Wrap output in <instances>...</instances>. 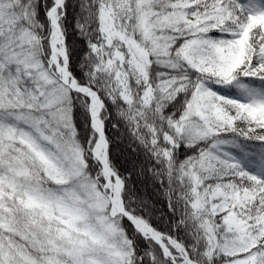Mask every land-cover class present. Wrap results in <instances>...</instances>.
Instances as JSON below:
<instances>
[{
  "label": "trees",
  "instance_id": "obj_1",
  "mask_svg": "<svg viewBox=\"0 0 264 264\" xmlns=\"http://www.w3.org/2000/svg\"><path fill=\"white\" fill-rule=\"evenodd\" d=\"M54 1L0 0V124L25 127L35 137L32 126L17 121L14 108L4 106L2 91L11 85L15 69L25 73L34 59L48 64L53 29L47 13ZM248 1L153 0L151 18L179 13L184 23L192 24L202 14L220 15L199 31L183 23L175 30L157 29L164 43L156 52L148 39L142 41L137 3L130 0L123 34L144 47V64L128 53L123 40L108 36L103 15L109 0H63L58 9L68 70L79 86L96 93L102 103L99 117L107 140L106 159L122 181L123 207L162 234L174 255V259L165 256L157 242L117 214L110 220L130 246L123 264H187L181 263L185 257L198 264L225 263L227 258L214 251L235 234L217 228L220 221L210 213L206 195L200 200L198 195L216 182L255 188L264 184L260 179L264 106L251 103L264 97V22L248 20L244 9ZM200 35L224 50L244 48L255 74L239 75L225 86L199 83L200 73L185 64L179 53ZM197 90H214L226 98L235 112L233 126H216L212 137L188 136L182 123ZM60 106L68 108L86 174L102 183L101 166L92 155L97 133L91 126L88 97L69 90ZM217 141L221 145H215ZM60 186L22 142L0 138V251L38 254L39 248L31 243V236H40L32 223L33 212L40 209V193ZM259 196L264 203V187ZM245 235L264 246V228L258 223L248 227Z\"/></svg>",
  "mask_w": 264,
  "mask_h": 264
},
{
  "label": "rangeland",
  "instance_id": "obj_2",
  "mask_svg": "<svg viewBox=\"0 0 264 264\" xmlns=\"http://www.w3.org/2000/svg\"><path fill=\"white\" fill-rule=\"evenodd\" d=\"M129 1L109 0L103 15L104 28L110 38L124 41L128 53L134 56L138 64H144V47L132 43L123 34L122 26ZM152 2L136 0L138 26L142 41L148 39L152 49L158 52L163 49L164 40L155 31L159 28L175 30L186 23L179 13L151 18ZM244 9L252 23L264 22V0H249ZM218 19V14H202L192 24H186L185 28L199 31L207 22ZM179 54L185 64L200 73L199 83L225 86L239 75L255 74L244 48L236 45L224 50L204 35L186 44ZM62 55V38L59 36L56 39L53 32L52 54L48 64L43 65L42 61L34 59L28 63L25 73L15 69L11 85L2 91L4 106L14 108V118L32 126L37 136L25 127L0 124V138L22 142L43 164L50 179L61 186L48 187L46 192L39 194L40 209L33 212L36 218L32 223L39 228L40 236H31V243L39 248L38 254L31 255L22 249L6 253L2 250L0 264H123L129 255L128 240L110 220L117 214L111 198L117 180L112 176L111 186H105L104 176L101 183L97 177L86 174L68 108L60 106L69 93V85L59 73V68L64 65ZM118 56H121L120 52ZM251 103L264 106V97H257ZM190 108L182 123L188 136L212 137L216 133V126L234 124L235 112L231 103L214 90H197ZM215 145H221V142L217 141ZM92 155L98 159L94 150ZM237 157L240 159L239 155ZM56 158L62 161L61 164L57 163ZM18 173L25 174V171L18 170ZM260 179L264 181V174ZM263 187L264 184L255 188L252 185L216 182L212 188L202 190L198 195L199 200L206 195L210 213L220 221L217 228L235 234L234 239L218 245L214 251L218 256L227 258L223 264L264 262L262 242L245 235L247 228L256 223L264 228V203L259 196Z\"/></svg>",
  "mask_w": 264,
  "mask_h": 264
},
{
  "label": "bare ground",
  "instance_id": "obj_3",
  "mask_svg": "<svg viewBox=\"0 0 264 264\" xmlns=\"http://www.w3.org/2000/svg\"><path fill=\"white\" fill-rule=\"evenodd\" d=\"M61 3H62V0H55L54 7L50 10V19H51L52 26L54 28V36L56 39L60 36V31H59L58 25H57L56 10L61 5ZM55 42L56 41H54V43ZM59 73L62 76V80L66 84H69L70 86L76 87L75 83L70 81V75H69L65 65H63L61 68H59ZM88 94L90 97V114H91L92 122H93L95 129L99 133L98 140H97L95 147H94V154H95V156H97L98 160L102 164V174L107 180V186H111V177L113 176V171L108 166L106 159H105V153H104L105 140H104V136H103V132H102L101 122L98 119L99 111H100V102H99V100L95 94H93L92 92H88ZM111 198H112V203H113V210L115 212L124 211L122 204H121V201H120V181L118 179H117L116 188L113 191V193L111 194ZM129 218L132 221L133 225L139 231H141L143 234L151 236L153 239H155L159 243H162L161 234L157 233L152 228H150L144 220H142L139 217L130 216V215H129ZM163 246L165 247V245H163ZM165 251L167 253L169 252V250L166 247H165Z\"/></svg>",
  "mask_w": 264,
  "mask_h": 264
},
{
  "label": "water",
  "instance_id": "obj_4",
  "mask_svg": "<svg viewBox=\"0 0 264 264\" xmlns=\"http://www.w3.org/2000/svg\"><path fill=\"white\" fill-rule=\"evenodd\" d=\"M71 89H73V90H77V91H79V92H81L82 94H84L85 96H88L89 97V94H87V93H85V91H82V90H80V89H78L77 87H71ZM104 135V134H103ZM104 138H105V136H104ZM105 149H107V141H106V138H105ZM121 214L124 216V217H126L130 222H131V220H130V218H129V213H126V212H121ZM131 216V215H130ZM163 248V247H162Z\"/></svg>",
  "mask_w": 264,
  "mask_h": 264
}]
</instances>
